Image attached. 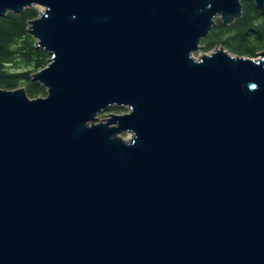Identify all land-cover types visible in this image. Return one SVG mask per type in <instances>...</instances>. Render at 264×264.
I'll return each instance as SVG.
<instances>
[{
  "label": "water",
  "instance_id": "1",
  "mask_svg": "<svg viewBox=\"0 0 264 264\" xmlns=\"http://www.w3.org/2000/svg\"><path fill=\"white\" fill-rule=\"evenodd\" d=\"M36 7L47 95L0 88V264H264V51L195 56L242 0H0V17Z\"/></svg>",
  "mask_w": 264,
  "mask_h": 264
},
{
  "label": "trees",
  "instance_id": "2",
  "mask_svg": "<svg viewBox=\"0 0 264 264\" xmlns=\"http://www.w3.org/2000/svg\"><path fill=\"white\" fill-rule=\"evenodd\" d=\"M243 5L244 16L234 24L226 26L220 19L216 21L202 40L206 52L224 45L241 56L256 58L264 49V24L260 23L264 14L253 0H243ZM38 15L36 9H27L22 14L7 13L0 17V88L14 90L25 85L32 98L47 94L46 89L33 80V74L44 69L51 58L47 51L37 47L36 39L28 31L29 22ZM125 110L114 107L106 111Z\"/></svg>",
  "mask_w": 264,
  "mask_h": 264
},
{
  "label": "rangeland",
  "instance_id": "3",
  "mask_svg": "<svg viewBox=\"0 0 264 264\" xmlns=\"http://www.w3.org/2000/svg\"><path fill=\"white\" fill-rule=\"evenodd\" d=\"M254 1V0H253ZM242 3H243V0H242ZM38 12H40L41 10H42V8L41 7H36L35 8ZM262 14H264V12H262ZM263 18H264V15L262 16ZM263 18L261 19V21H260V23H262V24H264V21H263ZM218 20V19H217ZM224 39H226V38H224ZM226 40H228V39H226ZM201 46H202V48L200 49V51L199 52H197L196 54H195V56L196 57H199L200 56V52H205V53H208V52H206V50L204 49V45H203V43L201 44ZM220 46H223L224 47V45H218L217 47H220ZM227 49V48H226ZM228 50V49H227ZM230 51V50H229ZM264 51V49H262V50H260L259 52H258V55L256 56V58H259L260 57V54L262 53ZM231 53H233V54H236V55H239V54H237V53H235V52H232V51H230ZM241 56V55H240ZM245 57H249L248 55H244ZM252 58V57H251ZM51 59V58H50ZM50 61V60H49ZM37 73V72H36ZM36 73H34V74H36ZM34 74H33V76H34ZM20 87H25L26 88V86L25 85H21ZM27 89V88H26ZM47 95V94H46ZM46 95H42V96H40V97H45ZM128 112V109H126L125 111H121V112H110V111H105V112H103L102 114H100L99 115V120H97V122H104L106 119H108L109 117H110V115L111 114H124V113H127ZM123 136L124 137H126V138H130V135L129 134H123Z\"/></svg>",
  "mask_w": 264,
  "mask_h": 264
}]
</instances>
